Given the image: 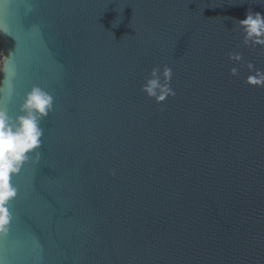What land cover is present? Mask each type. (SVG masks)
I'll return each mask as SVG.
<instances>
[{"label":"water","instance_id":"1","mask_svg":"<svg viewBox=\"0 0 264 264\" xmlns=\"http://www.w3.org/2000/svg\"><path fill=\"white\" fill-rule=\"evenodd\" d=\"M249 9L264 0H0L17 92L55 97L14 177L8 264H264V87L247 83L264 47L234 29ZM157 65L164 110L141 91Z\"/></svg>","mask_w":264,"mask_h":264},{"label":"clouds","instance_id":"2","mask_svg":"<svg viewBox=\"0 0 264 264\" xmlns=\"http://www.w3.org/2000/svg\"><path fill=\"white\" fill-rule=\"evenodd\" d=\"M234 29L239 30L244 45L264 47V13L249 9L244 18L234 20ZM0 33L8 34L2 23ZM13 55L14 50L7 54L0 50V234L3 235L9 233L15 220L13 201L19 189L14 177L27 163L39 162L45 135L42 122L55 110V97L39 85H33L23 95L17 92L15 66L10 67L9 63ZM232 55L229 53L230 58ZM232 72L235 74L236 69ZM172 75L170 66L164 65L161 69L157 65L141 84V91L161 104V110H164L163 102L176 95L171 85ZM257 75L249 76L247 83L264 87V77L257 79ZM16 101H19L18 108L13 112L8 104ZM0 264H8L7 259L0 256Z\"/></svg>","mask_w":264,"mask_h":264},{"label":"built area","instance_id":"3","mask_svg":"<svg viewBox=\"0 0 264 264\" xmlns=\"http://www.w3.org/2000/svg\"><path fill=\"white\" fill-rule=\"evenodd\" d=\"M0 50H3V51H4L3 40H2L1 35H0ZM0 75H1V74H0Z\"/></svg>","mask_w":264,"mask_h":264}]
</instances>
